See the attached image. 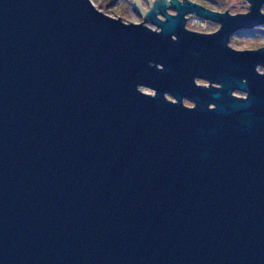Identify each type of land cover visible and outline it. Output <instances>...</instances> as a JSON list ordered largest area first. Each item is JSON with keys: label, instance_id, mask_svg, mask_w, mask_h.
<instances>
[{"label": "water", "instance_id": "obj_1", "mask_svg": "<svg viewBox=\"0 0 264 264\" xmlns=\"http://www.w3.org/2000/svg\"><path fill=\"white\" fill-rule=\"evenodd\" d=\"M247 1L152 0L153 31L0 0V264H264V46H228L264 26Z\"/></svg>", "mask_w": 264, "mask_h": 264}, {"label": "rangeland", "instance_id": "obj_2", "mask_svg": "<svg viewBox=\"0 0 264 264\" xmlns=\"http://www.w3.org/2000/svg\"><path fill=\"white\" fill-rule=\"evenodd\" d=\"M180 2H185V0H178ZM189 1V0H188ZM217 1L220 13H228L230 15L244 14L248 12L249 1L247 0H214ZM93 6L104 13L108 17L113 19H119L124 24H141L153 31H158V29L151 22H144V16L148 11H151L153 7L152 0H90ZM161 2V0H158ZM167 5H170L167 2ZM198 5V4H197ZM170 7L165 8V11L170 13ZM261 11L264 13V5L261 7ZM174 14V13H171ZM156 16L160 17V13H156ZM144 22V23H143ZM187 27L192 28L191 25ZM186 28V27H185ZM211 28V26H207ZM214 29V27L212 28ZM219 29V28H218ZM217 29V30H218ZM216 30V31H217ZM195 31L204 32L202 29ZM215 31V32H216ZM207 32V31H206ZM214 32V33H215ZM264 45V26H255L250 29H239L233 35H231L228 42V46L238 50H256L258 47ZM202 86H208V84L203 83ZM140 91L148 95H153L151 91L146 88H140ZM238 93L235 92L234 95ZM170 99V97H169ZM171 100V99H170ZM187 106H191L184 103Z\"/></svg>", "mask_w": 264, "mask_h": 264}, {"label": "flooded vegetation", "instance_id": "obj_3", "mask_svg": "<svg viewBox=\"0 0 264 264\" xmlns=\"http://www.w3.org/2000/svg\"><path fill=\"white\" fill-rule=\"evenodd\" d=\"M186 1L189 2V3L198 4L201 8H204V9H207V10H210V11H215V12H219V13L221 12L219 10V6L220 5L218 3H214V2L209 1V0H189V1L186 0ZM169 11H170V13H174V10L172 8H170ZM184 18H185V27H186V29H188L190 31H193V32H198V33H203V34H212L220 26L219 22H214L212 20L204 19V18L196 16L195 14H188ZM187 25H191L192 28L187 27ZM207 26H211V28L209 29V28H207ZM260 26H262V25H260ZM213 27H214V29H212ZM198 29H202L204 32L195 31V30H198ZM263 46H260V47H263ZM260 47H258V48H260ZM257 71L261 73L263 71L262 67L258 66L257 67ZM203 83H206V82L201 81V80H196V84L197 85H203ZM237 93L238 94L236 96H238V97L245 96L244 93H240V92H237ZM184 103H187V104L192 106L191 101L188 100V99H185Z\"/></svg>", "mask_w": 264, "mask_h": 264}, {"label": "trees", "instance_id": "obj_4", "mask_svg": "<svg viewBox=\"0 0 264 264\" xmlns=\"http://www.w3.org/2000/svg\"><path fill=\"white\" fill-rule=\"evenodd\" d=\"M209 1H212V2H214V3H216L217 1H214V0H209ZM223 1V0H222Z\"/></svg>", "mask_w": 264, "mask_h": 264}]
</instances>
